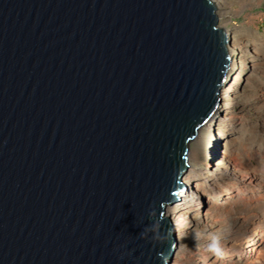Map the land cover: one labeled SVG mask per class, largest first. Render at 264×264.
<instances>
[{
  "label": "water",
  "instance_id": "95a60500",
  "mask_svg": "<svg viewBox=\"0 0 264 264\" xmlns=\"http://www.w3.org/2000/svg\"><path fill=\"white\" fill-rule=\"evenodd\" d=\"M213 1L0 0V264H168L233 60Z\"/></svg>",
  "mask_w": 264,
  "mask_h": 264
},
{
  "label": "rangeland",
  "instance_id": "374dc122",
  "mask_svg": "<svg viewBox=\"0 0 264 264\" xmlns=\"http://www.w3.org/2000/svg\"><path fill=\"white\" fill-rule=\"evenodd\" d=\"M227 2V16L219 25L234 31L243 46L240 79L234 86L241 103L229 108L233 119L223 125L217 144L205 130L191 150L195 164L208 175L222 167L225 153L228 162L223 166L233 176L198 182L199 202L187 220L195 239L177 253L183 264H264V0ZM219 128L216 122L213 136ZM210 186L219 187L220 195L217 190L209 192ZM231 187L234 191L226 195ZM206 237L208 242H202ZM246 243L249 249L239 255ZM214 244L219 252L212 250Z\"/></svg>",
  "mask_w": 264,
  "mask_h": 264
},
{
  "label": "bare ground",
  "instance_id": "6f19581e",
  "mask_svg": "<svg viewBox=\"0 0 264 264\" xmlns=\"http://www.w3.org/2000/svg\"><path fill=\"white\" fill-rule=\"evenodd\" d=\"M228 0H214V6L216 8V13L219 19H224L227 16L226 9L228 7ZM226 32L227 40H228V50L229 53L233 56V61L231 62V66L227 73L226 83L219 95V99H221L220 104L217 110L214 112L210 120L206 123V125L200 130L199 135L202 134L203 131L206 130L208 137L211 139L214 138L213 144L218 143V139L222 138L223 135V125L226 122L232 120V115L229 114V108L231 106L237 105L241 103V95L235 91V87L237 82L240 79V72H239V64H238V57L244 53L242 43L240 40L236 38V34L234 31H230L223 27ZM225 114V115H224ZM236 119V118H235ZM216 122L219 123V134L213 136L212 128L216 125ZM229 126V125H228ZM198 139V138H197ZM196 139V140H197ZM195 140V141H196ZM213 149V148H212ZM216 150V149H215ZM211 153V152H210ZM215 151L213 155H215ZM209 156L208 154L206 155ZM209 158V157H208ZM195 159L192 156V150L190 148V154L188 157V168L184 171L181 181H182V190L178 192V199L179 201L172 203L166 208L165 217L170 221L173 232L175 235V246L172 250V254L169 258L168 264H183L180 258L177 256L179 251L186 249L188 245L194 242L192 235L188 232L187 220L188 214L195 211V207L197 206V202H199L198 195H201L198 192L199 181L202 182H209L212 180H219V176H227L232 177L233 175L228 171V168L223 166V162L228 160L226 154H223L222 160L220 163L222 164L219 169L215 170L212 174L208 175L202 172V169L199 168L194 161ZM228 162V161H227ZM194 163V164H191ZM199 163V162H198ZM226 163V162H225ZM224 178V177H223ZM225 179V178H224ZM208 188L209 192L216 191V196L220 195L219 187H206ZM210 188V189H209ZM200 191V190H199ZM234 191L233 187L228 189L226 195L232 194ZM209 237V236H208ZM197 240V239H196ZM202 242L207 243L208 239L203 238L201 239ZM249 249L248 243L244 245V249L239 253V255H244L245 252Z\"/></svg>",
  "mask_w": 264,
  "mask_h": 264
},
{
  "label": "clouds",
  "instance_id": "9594fccd",
  "mask_svg": "<svg viewBox=\"0 0 264 264\" xmlns=\"http://www.w3.org/2000/svg\"><path fill=\"white\" fill-rule=\"evenodd\" d=\"M211 247H212V250H213V251L219 252V247H218V245L214 244V245H212Z\"/></svg>",
  "mask_w": 264,
  "mask_h": 264
}]
</instances>
